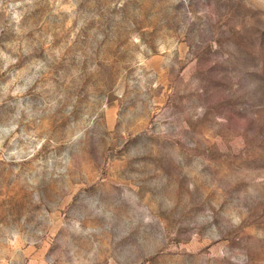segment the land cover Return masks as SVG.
<instances>
[{
    "label": "rangeland",
    "instance_id": "rangeland-1",
    "mask_svg": "<svg viewBox=\"0 0 264 264\" xmlns=\"http://www.w3.org/2000/svg\"><path fill=\"white\" fill-rule=\"evenodd\" d=\"M0 264H264V0H0Z\"/></svg>",
    "mask_w": 264,
    "mask_h": 264
}]
</instances>
